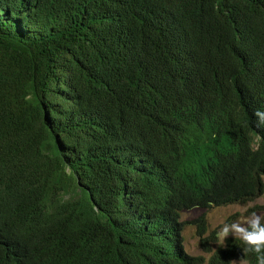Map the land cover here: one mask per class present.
<instances>
[{"label":"trees","instance_id":"16d2710c","mask_svg":"<svg viewBox=\"0 0 264 264\" xmlns=\"http://www.w3.org/2000/svg\"><path fill=\"white\" fill-rule=\"evenodd\" d=\"M256 110L264 0H0V264L239 260L180 217L264 192Z\"/></svg>","mask_w":264,"mask_h":264},{"label":"rangeland","instance_id":"374dc122","mask_svg":"<svg viewBox=\"0 0 264 264\" xmlns=\"http://www.w3.org/2000/svg\"><path fill=\"white\" fill-rule=\"evenodd\" d=\"M252 212H256L264 216V192L249 200L245 203H229L220 206L213 207H192L189 209H184L181 212L182 220H191L197 216L204 214L206 218L207 231L205 234L215 231L217 233L220 230V226L227 222L231 223L237 220H243L246 216L250 215ZM183 235V246L184 249L193 255L201 254L204 256V261L200 264H207V257L210 252L204 251L196 235V226L194 223H186L182 229ZM223 243V240L218 238L214 242H211V248L214 249L217 245ZM240 260V259H239ZM239 260L237 264H239ZM232 264V263H231Z\"/></svg>","mask_w":264,"mask_h":264},{"label":"clouds","instance_id":"9594fccd","mask_svg":"<svg viewBox=\"0 0 264 264\" xmlns=\"http://www.w3.org/2000/svg\"><path fill=\"white\" fill-rule=\"evenodd\" d=\"M257 127L264 126V111L256 110ZM230 235L243 242L244 255L238 261L239 264H248L245 257L249 253H255L256 264H264V216L252 212L242 221L237 220L231 223H223L217 232L218 238L226 240ZM232 264H237L233 260Z\"/></svg>","mask_w":264,"mask_h":264}]
</instances>
